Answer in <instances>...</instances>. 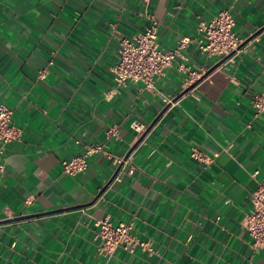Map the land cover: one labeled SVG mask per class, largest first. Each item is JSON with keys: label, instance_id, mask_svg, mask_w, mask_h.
<instances>
[{"label": "crops", "instance_id": "0c3cea01", "mask_svg": "<svg viewBox=\"0 0 264 264\" xmlns=\"http://www.w3.org/2000/svg\"><path fill=\"white\" fill-rule=\"evenodd\" d=\"M228 7L246 44L233 64L212 69L216 60L193 41L182 53L202 75L191 85L176 62L155 77L157 92L116 85V36L143 31L152 16L159 45L172 48ZM257 95L264 0H0V104L21 129L4 147L0 264H264V245L251 247L242 226L264 181ZM89 143L104 149L86 170L62 172L61 160ZM122 157L133 173L117 172L103 189ZM103 218L131 220L149 249L104 255L94 224Z\"/></svg>", "mask_w": 264, "mask_h": 264}, {"label": "built area", "instance_id": "2783aa9c", "mask_svg": "<svg viewBox=\"0 0 264 264\" xmlns=\"http://www.w3.org/2000/svg\"><path fill=\"white\" fill-rule=\"evenodd\" d=\"M143 2L147 3L148 0H143ZM150 18L152 19L150 24L143 31L131 37L116 36L118 60L111 67V72L118 86L125 85L127 81L140 82L143 89L157 92L155 77L162 75L164 70L175 62L177 70L186 76L185 83L191 85L202 75L201 72L191 69L182 53L193 41L209 58H214L217 63L222 60L221 66L233 64L235 58L246 48L245 40L236 35L233 30L235 21L230 7L220 10L209 21H200L198 23L199 38L194 40L183 36L172 48H162L159 45L157 21L152 16ZM111 26L113 33L116 34L115 25L111 24ZM42 75L43 73L40 77ZM158 94L164 106L174 104L173 96L161 91ZM251 104L257 111L264 110V96H255ZM131 128L138 136L146 131V126L138 121H133ZM107 133L112 134V131L108 130ZM20 137L21 129L13 123L12 110L0 104V173L4 168L5 145ZM103 149V144H86L81 154L61 160L62 172L72 176L84 172L87 168L88 157L102 152ZM191 156L197 160L204 159L197 149H193ZM116 163L120 166L117 172L133 173L134 167L128 157L119 158ZM118 174L116 173L114 178L117 179ZM250 201L251 207L244 215L242 226L250 236V246L259 248L264 245V181L257 182L251 193ZM94 224L97 228L96 237L101 242L100 251L106 256L112 254L117 248L130 253L136 246L149 249L148 243L140 241L133 234L131 220L113 224L108 218H103L96 220Z\"/></svg>", "mask_w": 264, "mask_h": 264}, {"label": "water", "instance_id": "95a60500", "mask_svg": "<svg viewBox=\"0 0 264 264\" xmlns=\"http://www.w3.org/2000/svg\"><path fill=\"white\" fill-rule=\"evenodd\" d=\"M222 63V60L221 61H219L212 69H214V68H216V67H218L220 64ZM119 167L120 166H118V168H117V170L113 173V175L111 176V178L108 180V182L106 183V185L103 187V189H105V187H107L108 186V184H110L111 183V181L114 179V177H115V175H116V173H117V171H118V169H119Z\"/></svg>", "mask_w": 264, "mask_h": 264}]
</instances>
